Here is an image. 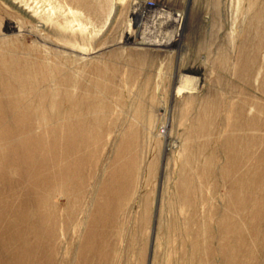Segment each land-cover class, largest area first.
Returning a JSON list of instances; mask_svg holds the SVG:
<instances>
[{"label":"rangeland","instance_id":"rangeland-1","mask_svg":"<svg viewBox=\"0 0 264 264\" xmlns=\"http://www.w3.org/2000/svg\"><path fill=\"white\" fill-rule=\"evenodd\" d=\"M0 264H264V0H0Z\"/></svg>","mask_w":264,"mask_h":264}]
</instances>
